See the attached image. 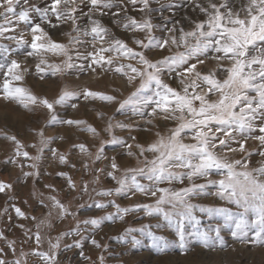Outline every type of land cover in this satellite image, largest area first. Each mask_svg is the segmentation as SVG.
<instances>
[{"label": "snow or ice", "instance_id": "snow-or-ice-1", "mask_svg": "<svg viewBox=\"0 0 264 264\" xmlns=\"http://www.w3.org/2000/svg\"><path fill=\"white\" fill-rule=\"evenodd\" d=\"M150 3L151 0H48L41 7L32 0H0V41L14 42V46L0 43V99L16 104L38 123L43 121L38 127L30 126L34 137L31 143L4 132V139L13 146L4 163L17 165L25 179L35 181L40 176L39 162L45 149L59 165L73 169L76 164L70 157L77 151L87 157L81 166L92 176L78 185L69 172H56L65 178L68 192L76 194L74 201L88 197L91 203L77 202L73 207L72 201L65 203L50 195L49 206L42 198L40 204L49 211L39 219L30 217L36 222L35 232L18 225L25 229L23 243L34 241L35 246L29 251L21 247L17 252L16 240L0 230V240L7 248L0 247V264H28L30 255L37 258L35 264H59V252L73 248L89 264H107L104 253L109 246L96 239V233L105 221L123 222L129 214L136 213L158 217L155 227L167 226L174 231L175 239L157 235L151 224L125 227L115 238L135 247L141 243L137 233L147 235L151 248L161 257L173 251L187 256L195 246L207 252L224 251L228 245L221 234L222 227L230 228L231 237L242 244L264 247V0H192L197 18L183 17L187 28L180 20L166 18L171 27L165 25V34L159 37L154 34L159 25L148 15L152 11ZM137 5L143 14L140 19L128 15L129 6L136 9ZM168 6L160 3L161 9ZM114 7L118 11L111 12ZM33 12L38 14V20L33 19ZM109 12L115 27L131 33V44L104 25L103 17ZM85 18L88 23L81 26ZM21 23L25 25L23 30ZM62 25L70 26L63 33L66 42L53 39L46 30ZM81 36H90L92 43L86 55L77 50L76 58L86 61L79 67L90 69L98 78L107 72L121 77L124 86L131 89L126 96L119 88L75 90L63 84H57L49 96L23 86L26 76L32 74L28 58L36 59L34 74L41 82L49 74L60 80L77 67L71 53L77 44L84 43ZM48 54L59 57L58 62H50ZM18 55H23L24 60L13 58ZM80 98L112 107V115L96 112L104 122L102 128L85 119L60 117L61 107L68 105L77 110L79 105L70 101ZM129 110L124 120L115 119V114ZM159 122H163V128ZM56 125L87 132L98 144L70 143L67 152L53 148L54 142L66 141L62 134H47V129ZM117 130L126 131L127 138L117 135ZM140 133H149L152 138L141 140ZM250 141L255 147L249 146ZM109 144L134 164L123 163L118 155H105V145ZM29 147L36 149L35 155L26 150ZM254 155L260 157L256 165L251 159ZM22 160L31 163L24 164ZM101 160L108 162L105 167H93ZM25 167L31 170L24 171ZM102 176L110 178L113 185L103 186ZM12 187L0 180V193ZM45 187L57 191L54 185ZM137 196L147 202H136ZM208 196L226 204L194 202V198ZM120 197L131 202L123 205L118 202ZM93 206L98 214L79 217L81 209ZM11 208L17 217L29 219L16 204ZM7 211L5 207V215ZM68 217L74 221L73 227L55 237L45 235V228L55 227L54 220ZM205 217H220L223 224L204 226ZM67 238H72L71 243L64 242ZM86 242L99 250L95 261L85 254ZM112 255L115 253H109Z\"/></svg>", "mask_w": 264, "mask_h": 264}, {"label": "rangeland", "instance_id": "rangeland-1", "mask_svg": "<svg viewBox=\"0 0 264 264\" xmlns=\"http://www.w3.org/2000/svg\"><path fill=\"white\" fill-rule=\"evenodd\" d=\"M32 2L38 3L41 7L45 6L48 0H32ZM166 2L169 6L161 9L160 3ZM139 5L136 9H133L129 6L128 15L136 16L137 19H140L143 15L138 11ZM150 7L152 8L151 13L148 15L151 16L152 22L159 27L155 30V35L157 37L164 35V27L167 25L171 27V22L166 18H171V21L180 20L184 23V26L187 28V23L183 21V17L190 16L197 18V14L193 12L192 0H151ZM87 11V7L84 8ZM118 11V8L114 7L111 12ZM111 12L103 17V23L105 26L110 28L117 37L128 40L131 44L130 36L131 33H126L122 29L115 27L111 22ZM34 20H38V14H31ZM87 19H82L80 21L81 26L86 25ZM20 29H25V25L21 23L19 25ZM49 31L53 39L61 42H66L67 37L63 35L64 32L70 30V26L62 25L57 29H46ZM73 35H76L73 33ZM81 41L84 43L77 44L72 51L73 63L77 67L70 69L66 72L62 79L56 80L52 78L49 74V78L45 82H41L35 76L34 65L36 63L35 58H28L26 63L30 66L32 74H29L25 78L23 86L31 88L34 92L41 94H48L51 96L56 89L57 84L67 85L70 89L80 90L85 87L92 89H109L119 88L120 92L123 95H127L131 89L124 86V81L119 76H113L111 72H107L103 77L98 78L96 73H93L90 69L86 67L81 69L79 65L85 64L86 61L76 58L77 50L81 55H86L87 51L91 50V37L90 36H81ZM0 43H7L14 46L12 41H0ZM30 50V49H28ZM161 53H156L159 56ZM165 55L167 53H164ZM20 60H24L23 55L14 56ZM50 62H58L59 57H56L52 54H48L46 57ZM211 66V65H210ZM2 73H0V83H2ZM175 86V82H173ZM70 103H77L79 105L77 110L72 109L70 106L66 105L59 109V115L61 118H80L85 119L88 123L96 126L97 128H102L103 121L96 116V112L104 111L109 115L113 114L112 107L106 106L100 101H86L83 98L78 100L70 101ZM127 115H130V110L126 111L125 114H115L116 120H124ZM134 119L139 120V117ZM41 120L39 123L35 120L34 117L30 116L23 109L19 108L16 104H9L4 100L0 99V180L11 183L13 185L11 190L6 191L5 193H0V230L4 231L6 236L9 239L16 240L17 252L20 251L21 247L25 251H29L32 247L35 246L34 241H28L23 243L25 240L24 231L25 229H31L32 232H35L36 222L31 220L30 217L36 216L38 219L46 216L49 211V207H44L40 204V200L44 199V204L49 205L51 202L47 199L50 195L57 196L61 201L67 203L72 201L73 207L77 202H86L91 203L88 197H84L83 201H74L73 197L75 193H69L67 190V185L65 178L57 176L55 173L59 171L69 172V174L77 181L79 185L81 180H91V173L84 172L81 161L87 159V157L81 156L77 151L72 152L70 157L71 161L76 164V168H69L63 165H59L58 162L52 157L51 152L48 149H45L43 157L39 162L40 176L35 179L32 178L25 179L21 174V169L14 164H5L4 160L6 157L12 154L13 146L11 143L4 139L3 134L7 132L9 134H16L18 137L25 141V143H31L34 139L32 133L30 132V126L38 127L39 124H42ZM161 128L164 127L163 122H159ZM54 133L62 134L66 137V141H56L51 147L59 148L61 151L67 152L69 150L70 143L85 142L90 146L93 144H98V141H94L92 136L87 132L77 131L75 128L68 126L56 125L55 127H49L47 129V134L52 135ZM135 134V133H134ZM117 135L124 136L127 138L126 131L117 130ZM139 137L141 140L151 139L149 133H140ZM250 147H255L252 142H249ZM30 154L35 155L36 149L27 148ZM92 151H95V148H92ZM105 155L112 156L118 155V158L125 164H134V161L129 160L128 158L119 155L120 149L114 145H105ZM253 165H256L260 160V157L253 156L252 158ZM22 163L28 164L31 161L22 160ZM108 162L105 160L98 161L93 167L103 168ZM24 171H30L31 169L25 167ZM46 173H51L48 175ZM212 178L218 179V177L213 176ZM202 182V181H197ZM113 181L110 178L101 177V184L103 186H112ZM45 184L54 185L57 191H52L49 188L45 187ZM214 190V189H213ZM35 192V195H33ZM136 202H147L143 197H135ZM27 201V203H25ZM118 202L127 205L131 201L124 197L118 198ZM194 202L205 203V204H214L217 206L225 205L226 202L219 200L217 198L208 196V197H198L194 198ZM12 204H16L18 207L24 211L29 219H24L17 217L15 215L14 209L11 208ZM228 207H233L232 205H226ZM7 207V215L4 214V209ZM112 209H109L111 211ZM53 216H55V209H52ZM98 214L92 208H84L79 212V217L84 218L89 215ZM197 215H200L197 213ZM11 217L9 221L8 217ZM158 217H147L143 213L129 214L126 217L125 221H105L104 226L101 230L96 233V239L102 243H106L109 247L108 250L104 253L107 257V264H176L174 262H179L183 264L186 261L197 260L198 263L202 264H211V262H224V264H264V247L259 245H245L239 241L234 240L230 235V228L222 227V235L224 241L228 247L224 251L207 252L201 249L199 246H195L193 250L187 256H181L178 251H173L171 255L161 257L159 254H156L155 251L151 248V238L147 235L140 236L137 233L138 238H140L141 243L135 247H132L128 244L122 243L120 240L115 237L119 236L125 227L132 226L139 228L142 225L151 224L153 225L152 231L157 235L164 236L169 240H174L175 235L174 231L169 229L167 226L156 228L155 224L158 221ZM55 227L51 230L45 228L43 231L45 235H50L55 237L59 232L66 231L69 228L74 226V221L71 217H68L64 220H54ZM223 224V221L220 217H214L212 220L202 218V225L207 226L208 224ZM23 224L25 229H21L18 225ZM251 235V234H250ZM72 238H67L64 242L71 243ZM239 245V246H238ZM241 245V246H240ZM0 247H5L7 251L5 241L0 240ZM43 248L47 249V240L45 239ZM63 248V246H62ZM261 248V249H260ZM235 249V251H233ZM258 249V250H257ZM84 251L86 255H90L92 260L95 261L99 250L94 249L87 242L84 245ZM237 251V252H236ZM239 251V252H238ZM256 251V252H255ZM109 253H115V255L109 256ZM210 253V255L208 254ZM219 253V254H218ZM217 254V255H216ZM142 255V256H141ZM144 255V256H143ZM146 256V258H144ZM203 256V258H202ZM200 257V258H199ZM9 258H11V253H9ZM205 258V259H204ZM36 257L29 256L28 264H35ZM59 264H89V262L84 261L79 256L78 249L71 250H61L58 254ZM170 260V261H168ZM175 260V261H174ZM194 263V261H192ZM191 262V263H192ZM207 262V263H206ZM227 262V263H226Z\"/></svg>", "mask_w": 264, "mask_h": 264}, {"label": "bare ground", "instance_id": "bare-ground-1", "mask_svg": "<svg viewBox=\"0 0 264 264\" xmlns=\"http://www.w3.org/2000/svg\"><path fill=\"white\" fill-rule=\"evenodd\" d=\"M239 246V245H238ZM241 246V245H240ZM261 249V248H260ZM258 250V249H257ZM264 250V249H263ZM237 252V251H236ZM239 252V251H238ZM256 252V251H255ZM216 253V252H215ZM209 255H210V253H208ZM219 254V253H218ZM217 255V254H216ZM142 256V255H141ZM144 256V255H143ZM144 258H146V256L144 257ZM200 258V257H199ZM202 258H203V256H202ZM194 259V258H193ZM192 258H191V260L190 261H186L185 263H183V264H202V262L201 263H198V261L197 260H193ZM205 259V258H204ZM168 261H170V260H168ZM175 261V260H174ZM192 261H194V263L192 262ZM177 262V261H176ZM176 262H174V263H176ZM192 262V263H191ZM207 263V262H206ZM227 263V262H226ZM171 264H173L172 263V259H171Z\"/></svg>", "mask_w": 264, "mask_h": 264}]
</instances>
